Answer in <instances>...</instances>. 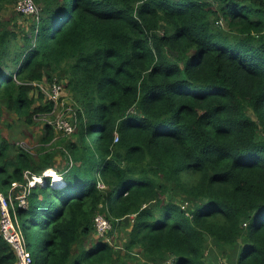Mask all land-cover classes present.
I'll return each mask as SVG.
<instances>
[{
	"label": "trees",
	"instance_id": "16d2710c",
	"mask_svg": "<svg viewBox=\"0 0 264 264\" xmlns=\"http://www.w3.org/2000/svg\"><path fill=\"white\" fill-rule=\"evenodd\" d=\"M35 1L40 19L13 23L0 0V186L65 177L19 211L36 264H264V0ZM56 79L75 131L44 121L36 151L11 141L4 113L35 123ZM99 212L128 229L124 256ZM0 264H18L1 228Z\"/></svg>",
	"mask_w": 264,
	"mask_h": 264
},
{
	"label": "built area",
	"instance_id": "2783aa9c",
	"mask_svg": "<svg viewBox=\"0 0 264 264\" xmlns=\"http://www.w3.org/2000/svg\"><path fill=\"white\" fill-rule=\"evenodd\" d=\"M15 8L21 13L34 14L37 16V19H40L38 4L35 0H16ZM39 85L46 92L47 97L53 99L55 102V108L48 113L40 115L39 118H43L45 122L53 125L55 129L65 134L74 132L76 129V122L72 118L74 114L57 113L60 99L63 95V83L56 79L51 84L40 83ZM56 175H59L62 179L55 183L54 178ZM24 176L26 181H14L7 191L0 186V228L4 238L15 249L18 256V264H36L35 257L28 245L26 232L20 221L19 211L20 209H27L29 207V194L32 187L38 183H44L45 176L51 177L53 185L60 187L66 184V180L62 172L58 171L55 167L47 168L43 175H36L30 169H27ZM99 185L105 186L103 183ZM16 194H19V199L15 202L14 197ZM94 225L97 237L108 239V232L113 228L112 221L99 212L95 216Z\"/></svg>",
	"mask_w": 264,
	"mask_h": 264
},
{
	"label": "rangeland",
	"instance_id": "374dc122",
	"mask_svg": "<svg viewBox=\"0 0 264 264\" xmlns=\"http://www.w3.org/2000/svg\"><path fill=\"white\" fill-rule=\"evenodd\" d=\"M40 7L38 5V12ZM5 20H10L14 22H23L26 18L22 15H19L15 10V4L12 3L11 7H6L3 13ZM7 20V21H8ZM11 22V23H12ZM27 23V22H26ZM63 83V97L60 99V104L57 109V113L64 112L65 114L73 115L75 111L74 107V98L71 93L68 92L67 87L64 84V80H61ZM42 83H46L45 81ZM37 95V94H36ZM74 110V111H73ZM3 129L5 134L10 138L11 141L15 142L27 148L31 151H36L41 146V138L44 135V119H36L35 123H27L24 116H19L14 112H5L3 115ZM74 138V135H72ZM59 149V148H58ZM68 163V160L61 154L56 156V166L58 168H63ZM57 169V168H56ZM59 173V172H58ZM57 176V175H56ZM58 182V180L56 181ZM128 230V229H127ZM126 229H115L112 233H109L108 238L111 240L113 236H116L117 244L119 245L118 251L120 256H124L128 253L126 249ZM36 232V231H35ZM103 238V237H101ZM32 246L36 250L42 249L41 238L36 232L32 235ZM139 252V249H135ZM135 255V254H131ZM119 261V260H118ZM126 261H129L131 264H149L141 256H131L127 257Z\"/></svg>",
	"mask_w": 264,
	"mask_h": 264
},
{
	"label": "bare ground",
	"instance_id": "6f19581e",
	"mask_svg": "<svg viewBox=\"0 0 264 264\" xmlns=\"http://www.w3.org/2000/svg\"><path fill=\"white\" fill-rule=\"evenodd\" d=\"M62 178L59 176V175H57L55 178H54V180H55V183H56V181L58 180H61Z\"/></svg>",
	"mask_w": 264,
	"mask_h": 264
}]
</instances>
